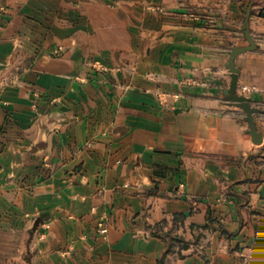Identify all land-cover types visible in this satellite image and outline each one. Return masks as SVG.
<instances>
[{
  "label": "crops",
  "instance_id": "0c3cea01",
  "mask_svg": "<svg viewBox=\"0 0 264 264\" xmlns=\"http://www.w3.org/2000/svg\"><path fill=\"white\" fill-rule=\"evenodd\" d=\"M260 4L0 0V264H247L264 233ZM249 13L257 49L235 62L261 144L225 94Z\"/></svg>",
  "mask_w": 264,
  "mask_h": 264
},
{
  "label": "water",
  "instance_id": "95a60500",
  "mask_svg": "<svg viewBox=\"0 0 264 264\" xmlns=\"http://www.w3.org/2000/svg\"><path fill=\"white\" fill-rule=\"evenodd\" d=\"M250 16L251 13H249L248 19L246 21L247 24V31H246V38L248 39L250 45L246 47H234L232 49L229 63L227 64V68L229 69L232 77V82L225 93L227 98L233 101L238 107L243 109L245 113L247 114L246 120L249 122L251 126V135L253 137V141L255 144H261L263 142L262 136L257 132V128L255 125V114L262 113L263 111L253 107L252 100L249 97L242 96L238 94V83H239V75L241 74V70L237 68L236 66V58L240 56L243 53H246L248 51H254L257 49L256 40L251 34L250 30ZM264 16V14H263Z\"/></svg>",
  "mask_w": 264,
  "mask_h": 264
},
{
  "label": "built area",
  "instance_id": "2783aa9c",
  "mask_svg": "<svg viewBox=\"0 0 264 264\" xmlns=\"http://www.w3.org/2000/svg\"><path fill=\"white\" fill-rule=\"evenodd\" d=\"M244 91H250L247 88H244ZM163 95V94H161ZM100 232L102 234L107 233V229L102 227ZM264 254V233H259L257 244L253 250H251L249 253L244 254V260L247 264L252 263L255 258L259 257L260 255Z\"/></svg>",
  "mask_w": 264,
  "mask_h": 264
},
{
  "label": "rangeland",
  "instance_id": "374dc122",
  "mask_svg": "<svg viewBox=\"0 0 264 264\" xmlns=\"http://www.w3.org/2000/svg\"><path fill=\"white\" fill-rule=\"evenodd\" d=\"M261 1V4L258 6V8H257V11H262V10H264V0H260Z\"/></svg>",
  "mask_w": 264,
  "mask_h": 264
},
{
  "label": "trees",
  "instance_id": "16d2710c",
  "mask_svg": "<svg viewBox=\"0 0 264 264\" xmlns=\"http://www.w3.org/2000/svg\"><path fill=\"white\" fill-rule=\"evenodd\" d=\"M184 246H185V245H184ZM184 246H183V247H184ZM171 250H172V246L169 248V251H168L167 255H169V254L171 253ZM180 256L183 257V254L181 253ZM166 257H167V256H166ZM164 262H165V258L161 261V264H165Z\"/></svg>",
  "mask_w": 264,
  "mask_h": 264
}]
</instances>
